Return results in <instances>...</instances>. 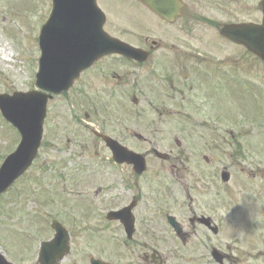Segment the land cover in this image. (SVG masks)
<instances>
[{
	"label": "rangeland",
	"instance_id": "obj_1",
	"mask_svg": "<svg viewBox=\"0 0 264 264\" xmlns=\"http://www.w3.org/2000/svg\"><path fill=\"white\" fill-rule=\"evenodd\" d=\"M98 1L108 18L105 31L111 36L135 46L145 44L147 39L149 45L152 44L151 41L163 45L191 42L194 46L192 51L195 52L192 57L197 60L222 56L233 60L243 56L242 78L256 87L253 89L247 86L243 92L227 87L224 91L212 93L206 85V91L203 92L190 94L185 91L190 99L185 106H181L180 96L171 91L169 85V89L161 96L149 97L150 101L152 99L151 105L145 98L147 96L140 97L137 103L132 102V97L118 96L116 105L104 103V111L85 103L82 106L81 98H84L88 90L83 84L77 83L67 93L54 96L48 104L43 146L29 170L30 177L25 175L14 188L15 192H10L0 202V252L7 260L16 264H39L40 243L50 240L54 231L49 223L58 219L69 230L72 238V251L61 264H90L91 256L111 264L143 263L137 252L135 254L136 250L143 251V247L123 246L121 242L126 239L123 229L115 224L104 225L108 223L106 213L113 206L127 201L135 191H129L119 181L114 184L113 177L107 179L105 166H99L95 170L99 163H105L101 159L103 152L100 148L103 146L100 142L96 143L89 129L103 128L102 130L110 131L114 136L133 134L128 139L132 144L136 135L154 141V138H160L163 140L159 148L161 152H168L175 147L174 137L184 139L186 143L183 151L188 158L185 164L189 167L188 176L185 180H177L176 188L172 189V198L165 181L168 176L164 175L170 171L160 170V162L154 157L149 159V173L141 181L144 193L142 209L147 213L146 216L149 208L155 211L158 205H162L165 207L164 211L187 218L189 214L182 202L185 203L187 183L193 184L197 188L196 192H206L208 184L214 182L212 175L229 168L234 178L225 192L226 206L222 210L224 217L229 219L225 222L228 229L222 238H230L228 241L232 240V244L229 243L224 249L231 247L226 252L238 254L241 251V254L244 252L242 248L255 246V253L258 254V247L264 246V232L260 234L264 231V63L256 58L253 60L246 49L229 44L213 27L231 23H261L263 15L260 0H183L189 10L188 16L172 26L162 23L151 12L136 4L135 0ZM51 4V0H0V46L4 50L3 58H9L12 50L15 59L13 62L0 58L2 69L9 72L8 79L0 73V94L11 95L15 90L36 89L34 79L39 72L41 60L38 37L50 16ZM189 29L193 30L189 37L180 31ZM12 65L15 66L13 69ZM201 65L207 67L206 63ZM115 66L118 74L125 70L121 64L116 63ZM111 72L104 73H107L106 80L103 78L104 84L96 83L100 90L114 84ZM187 81V84H191L192 77ZM87 88L88 95L93 96L95 92L90 87ZM165 88L167 85H163V89ZM86 113L91 116L88 120L84 119ZM214 121V125L218 126L216 129L221 131L220 135H225L229 129L236 130V135L226 134V141H220L211 129ZM248 131H251V137L246 140L237 135L240 133L244 136ZM19 142L20 135L0 114V169L8 155L19 146ZM134 146L140 152L150 150L147 148L150 146L144 143ZM97 152L101 154L99 157H96ZM202 155L213 157V162L205 165ZM84 167L98 174L92 178L93 187L87 188L83 184L87 177L77 178L78 172ZM206 170L209 172L205 173ZM39 182L45 184L44 190ZM161 182L162 188L159 184ZM148 186L151 187L152 195L147 190ZM98 188L103 191L99 192ZM79 190L83 191L81 193L84 196H91L93 199L92 205L97 213L91 219L84 217L81 220L77 213V205L83 199L77 195ZM48 195L46 199L44 196ZM231 198L235 203H248L249 208L243 204L238 216H252L251 221L258 226L260 233L253 228H238L244 225L231 216L235 208L233 204H228ZM48 203L50 206L47 207ZM42 204L47 208L42 207ZM37 212L42 213V216H36L34 213ZM44 213L49 215L43 218ZM103 216L105 221H102ZM84 224L90 226L85 227ZM259 234L260 237L255 238V241L252 235ZM242 239L244 240L240 243L238 240ZM149 245L150 250L175 247L170 240L151 241ZM158 260L159 263L163 262L160 257ZM256 260L261 262L260 258ZM176 264L186 262L182 258Z\"/></svg>",
	"mask_w": 264,
	"mask_h": 264
},
{
	"label": "flooded vegetation",
	"instance_id": "obj_2",
	"mask_svg": "<svg viewBox=\"0 0 264 264\" xmlns=\"http://www.w3.org/2000/svg\"><path fill=\"white\" fill-rule=\"evenodd\" d=\"M189 10L184 6L182 9V18L188 16ZM178 19V20H180ZM177 21V20H176ZM175 21V22H176ZM175 22L173 24H175ZM187 37L193 32L192 29L189 30H180ZM147 42V41H146ZM147 45V44H146ZM194 46L191 42L182 43L179 42L177 44L171 45H161L158 46H150L148 62L144 64L129 62L128 60L124 61L125 70L116 76L114 83V89H112V93L115 95H120L122 97L128 98L132 97L133 101L138 102L139 97H145L149 102L150 98L153 96H161L163 92L170 89L172 91H177V93L181 94L183 89L186 88V85L183 84V79L187 81L189 77H192L191 85H189V91H202L207 85L209 89L211 88V83H209L208 74L198 70L197 68V58L192 57L194 51ZM190 51V52H187ZM114 57H107L95 65V68L90 71H96L95 74H89V72L84 73L83 77L86 82V86L94 85L97 81L102 80L103 75L101 76V72L112 71L115 72L117 66H115L112 62ZM219 63H229L236 60H229L228 56H222L220 58ZM238 60L237 62H239ZM226 65L222 64V66H217L213 69L222 70ZM201 78V79H200ZM163 85H167V88L163 89ZM109 89V88H108ZM163 89V90H162ZM152 104V99L150 101V105ZM157 110V109H155ZM206 127V126H205ZM209 127V126H208ZM108 135L112 136L119 143L127 147L129 150H135V146L137 144H147L150 146L148 149L155 152L156 149H159L162 145L163 140L160 138L149 139L147 137H140L139 135L134 136V143H129V140L133 134H121L114 136L112 132ZM132 140V141H133ZM103 143V152L106 155V158L109 162V165L114 167H119L112 160V152L108 149L105 142ZM176 145L183 149V145L186 144L184 139L175 140ZM137 151V150H135ZM98 154V153H97ZM170 156L164 159L169 165H167V169L171 171L172 176H178L180 179H183L187 176L188 173L181 172L179 169V165H184L185 156L176 153L175 150L170 151ZM204 161L207 164H211L213 158H208ZM160 163L163 164L164 161L160 160ZM126 165H122L123 171L126 169ZM184 167V166H183ZM208 173L209 170L204 171ZM107 179L113 177L116 182H120L123 184L137 182L139 179L133 173L131 177H128L127 172L120 173L118 169H111V172L106 171ZM169 173H164L165 176H168ZM211 175V174H209ZM214 182H210V184L206 187V192L203 190H197L192 184H187L186 187V201H187V214L189 216L181 215L180 221L183 228V233L186 236V243L182 244L179 236L174 232L169 223H167V217L163 218V215L158 210H153V208L148 209V216L142 209L143 207V198L135 197L137 206L133 209L132 214L135 216V225L136 231L135 236L132 240H129L125 234V227L120 223V221L106 222L104 225H118L124 231L126 239H124L121 243L123 246H132L133 248L143 247V251L136 250L137 255L144 259L143 264H167L168 262H173L175 257H180V255H184L185 259L189 260L192 258V264H242V260L239 254H229L224 249L228 246L230 241L223 239L222 237L227 232V227L225 222L228 221V217H224L222 208L224 207V192H226V186L221 185L219 183L220 179L218 178V173L212 175ZM176 182H171V189H175ZM192 186V187H191ZM133 197V196H132ZM129 197L127 201L122 202L121 205L113 206L112 210L119 212L123 209L128 208L133 199ZM111 210V211H112ZM81 217L84 218L89 216L91 213L95 211L94 205H92V201L90 204H83L80 207ZM176 218L179 219V215L176 214ZM240 217L236 216V221H244L239 220ZM156 220H161V222L155 223ZM156 227V228H155ZM156 240H161L162 242H167L170 240L179 244L178 248L175 250L170 249L169 252L166 253L165 250H150L149 243L151 241L156 242ZM201 248V249H200ZM254 249V247L249 250ZM249 250L243 254L244 258L249 259L252 262H255V258H257V254H247L250 252ZM218 255H216V253ZM150 253V254H148ZM190 256V257H189ZM162 258L163 262L159 263L158 258Z\"/></svg>",
	"mask_w": 264,
	"mask_h": 264
},
{
	"label": "water",
	"instance_id": "obj_3",
	"mask_svg": "<svg viewBox=\"0 0 264 264\" xmlns=\"http://www.w3.org/2000/svg\"><path fill=\"white\" fill-rule=\"evenodd\" d=\"M152 10L167 21L179 14L181 4L177 0H142ZM97 0H53V12L44 26L40 47L42 48L40 73L37 87L47 94H60L69 90L79 75L106 54L119 53L133 59L144 60L145 55L138 49L113 39L103 33L105 17L97 7ZM264 13V0L261 2ZM222 35L238 45H244L253 54L264 60V18L262 25H225ZM51 95L32 92L16 94L13 97L0 96V108L7 120L18 127L22 142L18 150L5 162L0 171V194L4 193L15 180L25 173L36 158L43 137L46 108ZM109 143L119 160L135 163L142 173L146 160L139 155L128 159V152L118 143ZM122 158V159H121ZM227 181L229 178L224 174ZM128 231L131 222H126ZM57 230L55 240L41 247V264H58L69 253L70 238L64 228L54 225ZM0 264L7 262L0 253ZM93 264H102L93 261Z\"/></svg>",
	"mask_w": 264,
	"mask_h": 264
},
{
	"label": "bare ground",
	"instance_id": "obj_4",
	"mask_svg": "<svg viewBox=\"0 0 264 264\" xmlns=\"http://www.w3.org/2000/svg\"><path fill=\"white\" fill-rule=\"evenodd\" d=\"M3 55H4V50L1 49V46H0V58L2 59L3 58ZM3 66V63H2V60H0V69L1 67ZM1 74H4V76L7 78L8 75H9V72L8 71H5V70H1L0 71Z\"/></svg>",
	"mask_w": 264,
	"mask_h": 264
}]
</instances>
